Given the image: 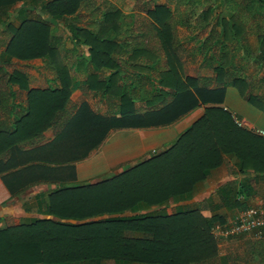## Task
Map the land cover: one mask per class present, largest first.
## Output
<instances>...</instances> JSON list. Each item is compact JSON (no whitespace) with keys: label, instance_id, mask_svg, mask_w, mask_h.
<instances>
[{"label":"crops","instance_id":"crops-1","mask_svg":"<svg viewBox=\"0 0 264 264\" xmlns=\"http://www.w3.org/2000/svg\"><path fill=\"white\" fill-rule=\"evenodd\" d=\"M110 1L117 3L124 15H134L133 7L126 9L127 11L123 9L125 1ZM19 4L24 5L27 10L31 9L24 2L13 6ZM105 5V0H91L87 8H81L69 16L67 23L61 21L62 25H58L60 21H56L50 26V35L61 38L62 45L56 53V59L48 56L31 59L12 57L4 61L0 59V75L5 71L9 73L18 70L23 78L19 79V83L9 86L12 98L3 117L8 126H11L14 119L13 113L20 114L26 106L29 90L38 91L36 94L44 91V95H48V100L38 97L39 94L34 98L38 113H48L43 107H50L52 110V99L49 97L62 91L58 67L65 68L68 99L64 111H58L59 122L48 126L46 130L35 132L36 148L55 141L57 135L68 127L73 131L70 136L67 133L68 137L58 146L65 144L67 147L80 142L90 144L92 129L100 136L97 146L84 149L77 159L55 162L54 157L59 159L60 153L66 152L62 147L50 149V156L40 158L38 156L41 153L36 152L35 163L41 167L34 173L37 175L34 183L27 186L33 189V199L20 201L18 197L24 187L6 180L9 169L0 170V219L9 220V225L29 223L42 217L59 221L56 216L49 215L48 209L55 190L61 186H81V190L88 194L89 189L85 185L116 180L138 163H148L150 166L159 162L165 166L170 164L174 153L184 147L180 144L182 137L207 112L211 116V122L207 126L213 123L214 127H222L223 132V128L229 130L230 123H233L264 139V134L260 133H264V29L261 37H258L255 24L252 23L254 15L247 12L245 5L244 17L246 13L249 16L243 21V40L238 44L241 45L240 48L235 50L230 42L225 41L226 50L232 48L228 59H222L221 44L215 46L213 51H200L210 31H223L219 16L212 24L208 22L213 18L206 19V25L204 20L200 21L199 27L204 29L208 26V32L200 40H196V45L187 46L188 42L182 43L178 38L183 49L181 59H166L163 53L158 57L148 52L133 53L134 40L125 47L115 46L111 52L113 59H89V45L81 42L82 38L79 37V41L73 37L71 26L95 32V25H91V15L98 9L99 23ZM31 10L34 12L37 8L33 7ZM228 10L229 8L227 12ZM257 10L260 13L257 14V18L260 15L258 23L263 28L264 7L258 6ZM45 17L50 19L48 15ZM3 20L5 23H19V19L11 20L6 16ZM4 26L5 24H0V57L7 43ZM98 26L101 29V25ZM239 49L241 54L238 53ZM187 78L195 80L194 87L189 88L196 96L199 97L198 90L220 88L221 98L216 102L207 97L203 101L198 98L193 108L176 115L179 108L174 100L186 95L185 91L189 89L185 84ZM236 86L241 88V92ZM172 110L173 113H170ZM215 116L221 118L222 122H218ZM63 120H67L65 125L62 124ZM236 120H240L243 127ZM58 125L62 130L57 134L55 126ZM195 133L197 138L209 139L205 137L202 128L195 130ZM225 140L233 138L227 136ZM211 143L214 144L210 141L209 144ZM23 149L28 147H23L20 151ZM216 149L219 154L217 163L206 172L204 178L193 184L186 198L170 197L165 204L153 205L152 208L163 207L168 214L172 213V206L175 210L194 208L204 217L217 216L218 221L226 222L237 217L247 206H264V167L263 170H254L249 165L241 170L244 161L250 160L252 156L249 138L242 141L241 157L234 152H224L219 146ZM6 155H1L0 158H14L10 154ZM256 155H259L258 159H262V153ZM180 159L181 157L178 158ZM11 170L14 171L15 168ZM129 214L133 213L126 212L124 215ZM47 215L49 216L46 217ZM89 219L92 218L75 220L74 223ZM253 241L256 240L249 235L216 240L215 261L201 264H264L262 247H251ZM225 257L231 258L222 263L221 260Z\"/></svg>","mask_w":264,"mask_h":264},{"label":"trees","instance_id":"trees-1","mask_svg":"<svg viewBox=\"0 0 264 264\" xmlns=\"http://www.w3.org/2000/svg\"><path fill=\"white\" fill-rule=\"evenodd\" d=\"M90 1L0 0V24H5L3 32L7 38L0 59L4 61L12 57L31 59L44 56L56 59V53L62 45L61 38L50 35V26L56 21H66L67 23L69 16L74 15L81 8H87ZM105 1V11L101 14V21L98 23V9L91 15V25H95V32L71 26L73 37L79 41L80 37L83 39L81 42L89 45V59H113L111 52L114 47H125L132 40L135 44L133 53L148 52L155 57L163 53L166 59L182 58L183 49H181L176 34L178 21L175 20L174 11L169 6L158 3L156 0H134V15L129 16L121 13L117 3H111L110 0ZM120 1L123 2V0ZM189 1L193 4L203 2V0ZM18 2L31 3L34 4V8L39 7V9L33 12L22 8V11L17 15L20 18L17 25L12 22L5 23L4 17L9 14L10 8ZM223 2L228 6L231 18L220 17L219 24L223 26V31L221 33L215 30L210 31L202 43L200 51L204 53L213 51L215 46L221 44L222 59H228L232 48L226 50L225 41L233 44L232 47L235 50L241 46L236 44H240L243 40V21L245 17L247 20L249 16L246 13L244 17V5L247 12L253 13L255 20L252 23L255 24L256 34L261 37L264 26L261 28V23H258L260 15L257 18V14L260 13L257 7H264V0H223ZM211 13V7L204 9L201 13V20H204L205 23ZM47 15L50 19L45 17ZM119 18H121L120 21ZM99 24L101 29L98 28ZM132 34L134 36L131 37ZM58 73L64 93L60 91V94H51L52 96L49 98L52 99L50 101L53 105L52 110L50 107H43L48 113H38L34 98L39 94L38 97L48 100V95H44V91L36 94L38 91L29 90L26 106L20 114L13 113L14 119L11 126H8L3 119L12 98L9 86L19 83L22 76L18 70L9 73L5 71L0 75V156L8 153L9 150L15 151L17 155L21 156L22 151L18 148L20 146L18 144L21 143L24 144L22 147H28V150L32 149L35 154L36 152L37 154L41 153L39 158L45 155L50 156V149L57 147H62L66 152H74V149L80 145L85 146V149L97 146L100 136L95 134L93 129L90 144L80 142L67 147L65 144L58 146L65 137H68L67 133L70 136V132L73 131L71 127H68L58 134L62 130L58 125L55 126L58 134L55 141L42 147H35V132L46 130L48 126L59 122L58 111L63 110L68 99L65 68L58 67ZM194 81L192 78H187L185 84L188 88L194 87ZM234 83L236 84L237 81ZM236 87L241 92V88ZM221 91L220 88L198 90V97L189 88L185 91L186 95L178 96V99L174 100L179 108L176 115L183 114L193 108L197 104L198 98L203 101L207 97L216 102L221 98ZM215 117L218 122H222L221 118ZM215 117L213 118L215 119ZM209 121L211 122V116L207 112L203 119L193 125L185 137H182L180 144L184 147L174 153L172 161L166 166L161 162L155 166L151 165L152 167L147 165L148 163H138L128 168L126 173L118 176L116 180L101 181L96 185H85L84 187L89 189L88 194L81 190L83 188L81 186H61L56 189L48 209L50 214L59 215L61 219H94L86 221L84 224H70L42 218L34 219L29 223L7 225L0 228V264H105V261H112L114 264H201L215 261L216 238L211 234L210 228L216 222L223 223L218 221L217 216L204 217L198 209L194 208L176 209L171 214L166 213L163 207L152 208L153 205L165 204L170 197L186 198L190 194L193 184L204 178L206 172L217 163L219 154H217L216 146L223 148L224 152H234L241 157L242 141L248 137L251 141L252 156L250 160L244 161L241 170L249 165L254 170H263L264 139L262 137L237 127L233 123H230L229 130L223 128L224 133V131L221 132L222 127H214L213 123H210L212 127L207 126ZM66 122L67 120H63L62 124L65 125ZM199 128L203 129L205 137L209 139L196 137L195 130L197 131ZM74 131L77 132L76 129ZM227 136H231L233 140L226 141L225 137ZM210 141L215 145L209 144ZM258 153H262V159L257 158L259 155L256 154ZM78 154V157L82 155V153ZM13 157L14 155H12ZM179 157H181L180 160H178ZM9 158H0V169H10L11 166L7 165L10 161ZM21 159L20 157L19 160L21 161ZM2 163L3 166H1ZM149 166L151 170H149ZM163 169L167 170L164 172ZM35 176L37 177V175ZM132 181L133 183H131ZM113 182L125 186L126 189H131L134 200L137 198L136 202L129 206H120L116 215L105 207L101 208L97 199L100 188ZM123 194L119 199L122 203L134 202L131 201L133 199L130 195ZM73 195H75L73 200H77L76 207L83 208L84 211L68 214L73 215L68 218V215H63L66 209L64 206L70 203ZM91 207H96V209L93 210ZM55 208L56 210H54ZM126 212L133 214L124 215ZM40 223L41 225L37 227ZM87 224L96 226V228L104 224L107 229L109 228L107 224H110V232L108 229L102 233V236L97 232L99 235L98 249L95 248L87 252L76 248L69 250L70 244L65 243L63 237L75 235L76 230H81L77 227ZM253 242L251 247H262L264 253V236ZM228 258L231 257L222 258L221 262L223 263Z\"/></svg>","mask_w":264,"mask_h":264},{"label":"rangeland","instance_id":"rangeland-1","mask_svg":"<svg viewBox=\"0 0 264 264\" xmlns=\"http://www.w3.org/2000/svg\"><path fill=\"white\" fill-rule=\"evenodd\" d=\"M118 1L120 0H117L116 2ZM123 1H125L123 5V9L125 10L126 9L129 10V8L134 6V0H123ZM156 1L158 3L166 4L167 6L170 7L171 10L174 11L175 20L178 21V23L176 24L177 37L182 43L188 42V44L186 43L187 46H189L190 44L196 45L194 44V43H198V41L196 42V40L197 39L200 40V38L204 37L206 33L208 32V26H206L204 29L202 28V26L199 27L200 21H201V13L204 9H207L208 7H211L212 9V13L210 14L209 19L213 18V20L209 21L208 22L209 24H212V22H214L217 16L221 18H224V17L231 18V16L228 15L229 12H227L228 6L225 5L222 0H203V2H201L200 4L190 3L189 0H156ZM25 5H27L29 8L31 7V9H33L34 7V4H31V3H25ZM22 8L25 9L24 5H20V4L11 7L9 14L6 15V18H9L11 20L17 19L18 18L17 15H19L20 11H22ZM37 9H39V7H37ZM58 23H59L58 25H62L61 21ZM57 29H60V27H57ZM238 53L241 54V49L238 50ZM18 145L21 146V147L17 146L20 149H22L23 148L22 146H24V144L22 143ZM84 149H85V146L80 145L77 147V149H74L75 150L74 152L60 153L59 159H57L58 157H54V160L55 162H59V161L65 162L66 160L71 159V158L77 159L79 158L78 157L79 154L77 155V153H80V154L83 153ZM24 150L25 149H23L21 152V158H22L21 161L19 160V155H17L15 151L9 150L8 153H4L5 156H7L6 154H10V156L14 155V158L8 161L9 163L7 165H10L11 167L9 169V174L5 178L9 182H13V183L15 182L17 184L23 185L24 189L20 191V194L18 197L20 201L25 200V199L27 200V198L28 200L33 199L32 198L33 189H30V187H27V186L34 183V180L36 179V176L34 173L37 169H39V167H41L39 164L36 165L35 163V159H34L35 152L32 149L31 150L27 149L28 151H24ZM4 158L6 159V157ZM4 158L2 156V159ZM25 163H27L26 166H24ZM3 165L4 164L2 163L1 166ZM13 168H15L14 171L11 170ZM121 186L122 185H120L119 183L113 182L111 184H108L106 187L100 188L99 198L97 199L100 203L101 208L105 207L107 210L114 212L116 215V213H118L120 209V206L121 207H123V205L129 206L136 202L137 198H135L134 200L133 191H131V189H126L125 186H122V187ZM123 193H126L125 196L130 195L133 199L131 201H134V202H127L125 204L122 203L119 199L124 195ZM74 197L75 195L72 196L70 203L64 206L66 208L65 212L63 213L64 216L65 215L67 216L68 214H74V212L78 213V212L84 211L83 208L76 207L77 200H73ZM92 201H97V200H92ZM91 209L95 210L96 207H91ZM54 210H56V208ZM174 210H175L174 206H172L170 208V211L173 212ZM51 214L53 216H56L58 220L60 219L59 220L60 222H65V223L67 222L70 224H74V221H75L74 219H64V218L61 219L60 218L61 216L55 215L53 213ZM49 215H47L46 217H48ZM70 216L71 215H68L67 217L68 218L73 217V215L71 217ZM46 219H51V218H46ZM51 220L54 222H59L53 219ZM84 222L85 221L81 223L84 224ZM9 224H10L9 220L2 221L0 219V228H4ZM76 224H79V223H76ZM40 225L41 223L38 224L37 227H39ZM107 225L109 226L108 228L109 230L104 226V224L101 225L99 228H96V226H90V225L88 226V224L83 225L81 227H77V228H81V230H76L75 235H71V236L69 235V237L67 238L63 237V240L65 243L70 244L69 250H74L76 248V249L86 250L87 252L88 250L92 251L95 248L98 249L97 247L99 245L98 233H101V236H102L103 235L102 233H105L107 230L110 232L111 226L110 224H107ZM19 243L21 242L19 241ZM104 263L114 264L112 261H105Z\"/></svg>","mask_w":264,"mask_h":264},{"label":"built area","instance_id":"built-area-1","mask_svg":"<svg viewBox=\"0 0 264 264\" xmlns=\"http://www.w3.org/2000/svg\"><path fill=\"white\" fill-rule=\"evenodd\" d=\"M236 122L243 127L240 120H236ZM210 232L216 240H228L243 235H249L253 239L259 240L264 236V206H247L234 219L223 223H214Z\"/></svg>","mask_w":264,"mask_h":264}]
</instances>
